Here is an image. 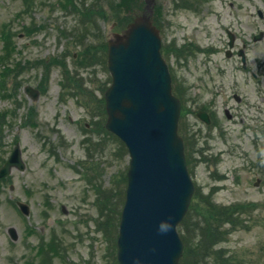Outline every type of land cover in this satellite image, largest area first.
<instances>
[{
    "label": "rangeland",
    "instance_id": "obj_1",
    "mask_svg": "<svg viewBox=\"0 0 264 264\" xmlns=\"http://www.w3.org/2000/svg\"><path fill=\"white\" fill-rule=\"evenodd\" d=\"M118 1L0 0V56L8 59L9 70L17 71L7 85L0 74V82L5 81L0 87V167L15 142H19L26 164L25 170L13 168L0 179V264H28L35 258L30 244L35 247L52 237L65 247V253L52 255L49 264L117 262L118 209L125 197L129 156L117 137L100 128L105 120L100 99L110 77L107 40L127 20L123 18L127 10L115 14ZM249 3L264 9L260 0H156L165 33L162 42L175 38L177 44L190 40V44L202 46L208 42V30L216 26V10L228 18L231 5ZM136 4L137 8L145 5L143 0ZM253 21L261 26L256 17ZM203 57L195 52L182 63L174 60L187 109L209 106L214 117L210 127L186 113L179 122L183 137L188 119L195 131L196 143L190 145L195 162L188 163L189 173L195 187L204 196L210 193L207 198L215 203H252L239 215L247 219L240 220L213 248H221L225 254L234 252L245 264H255L257 259L264 264V137L258 132L264 126V77L255 81L245 71H237L233 67L237 59H224L222 53L213 55L208 65ZM249 57L250 65L261 71L264 39L252 43ZM46 70L45 90L36 100L30 99L23 87H36ZM67 79L70 84L64 87ZM221 82L226 91L234 89L246 99L242 105H251L244 108L246 128L235 119L225 120L221 108H216ZM75 85L91 100L88 107L83 104L86 97L74 91ZM216 122L223 126L228 143L220 138ZM256 176L261 178L257 187L253 185ZM93 180L99 186L94 190ZM15 200L30 206L28 217L19 212ZM105 204L110 209L114 205L115 222L106 237L99 228L107 216ZM9 227L14 239L8 236Z\"/></svg>",
    "mask_w": 264,
    "mask_h": 264
},
{
    "label": "water",
    "instance_id": "obj_2",
    "mask_svg": "<svg viewBox=\"0 0 264 264\" xmlns=\"http://www.w3.org/2000/svg\"><path fill=\"white\" fill-rule=\"evenodd\" d=\"M152 1L146 0L149 14L136 17L122 35L108 41L112 81L104 92L106 127L130 154L117 239L120 264H179L183 244L176 225L193 192L177 134L180 105L171 93L160 38L149 16ZM13 165L24 168L18 144L0 176ZM18 205L28 214L26 205Z\"/></svg>",
    "mask_w": 264,
    "mask_h": 264
},
{
    "label": "flooded vegetation",
    "instance_id": "obj_3",
    "mask_svg": "<svg viewBox=\"0 0 264 264\" xmlns=\"http://www.w3.org/2000/svg\"><path fill=\"white\" fill-rule=\"evenodd\" d=\"M254 6L255 4L250 3L247 6H239L238 4L231 5L229 10L230 16H228V18L221 10L215 11L214 19L216 26L208 30L206 34L208 36V42L202 45L204 50H202L201 53L204 56L203 62L205 65L211 62L213 55L216 53L221 55L222 53V58L224 59H237V61H235V66L233 65L234 69L237 71H245L246 75H250L253 78L264 77V64L260 61L262 70L258 71V69L251 66L249 62L250 46L252 43L256 42V40L261 41L264 39V11L261 7L256 8ZM255 17L260 21L261 26H256L253 21ZM215 64L219 65L217 62H215ZM244 83L247 84L245 81ZM262 83L264 89V79ZM238 85V81L235 80L234 87ZM219 92L221 98L216 108H221L222 118L227 121L236 119L239 123H242L244 119H246L244 108H249L251 105H242V102L247 103L245 101L246 99L239 95L234 89H232L231 92L226 91L222 82L219 84ZM262 99H264V97H262ZM206 112L211 116V112ZM223 130V126L222 128H218L219 134L221 133L220 138L228 143L227 138L222 135ZM8 236L11 239V233L8 232ZM30 245L35 251V258H32V261H28V264H40L42 258L41 252L43 251L41 243L35 247L32 244ZM37 258H39V261L36 262L35 259Z\"/></svg>",
    "mask_w": 264,
    "mask_h": 264
},
{
    "label": "trees",
    "instance_id": "obj_4",
    "mask_svg": "<svg viewBox=\"0 0 264 264\" xmlns=\"http://www.w3.org/2000/svg\"><path fill=\"white\" fill-rule=\"evenodd\" d=\"M117 5L119 9L115 14H120V9L129 12L132 6L137 7L136 0H119ZM126 13L124 12L123 18L129 20ZM240 212H242L241 208L236 205H218L196 192L187 214L178 225L184 243L180 263L245 264L238 260L234 252L225 254L223 249L213 248L215 242L224 239L239 223ZM223 226L226 229L222 228ZM254 263L258 264V259Z\"/></svg>",
    "mask_w": 264,
    "mask_h": 264
}]
</instances>
